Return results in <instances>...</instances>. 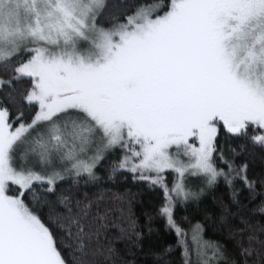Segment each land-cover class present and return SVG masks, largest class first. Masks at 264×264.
<instances>
[{"label": "snow or ice", "instance_id": "snow-or-ice-1", "mask_svg": "<svg viewBox=\"0 0 264 264\" xmlns=\"http://www.w3.org/2000/svg\"><path fill=\"white\" fill-rule=\"evenodd\" d=\"M0 264H264V0H0Z\"/></svg>", "mask_w": 264, "mask_h": 264}, {"label": "trees", "instance_id": "trees-1", "mask_svg": "<svg viewBox=\"0 0 264 264\" xmlns=\"http://www.w3.org/2000/svg\"><path fill=\"white\" fill-rule=\"evenodd\" d=\"M130 179V177H129ZM127 187H129L131 189V191L135 192L137 190V188L139 187V185H134V184H129ZM147 198H145V202L144 204L142 205L140 202H139V198L137 199V201L134 203L133 205V211L136 212L137 214H140V212L142 211V209L144 207H147ZM199 219V217H193V218H190V221L188 223H185L182 225V227H184L185 229H188L189 230V237L191 236V232H190V229L191 227L196 223V220ZM208 238H215L213 236V233H212V230H208L206 235H205V239H208ZM167 242L168 243H173L175 244L176 243V236H175V233H170L167 237ZM177 255H179V253L177 252Z\"/></svg>", "mask_w": 264, "mask_h": 264}]
</instances>
